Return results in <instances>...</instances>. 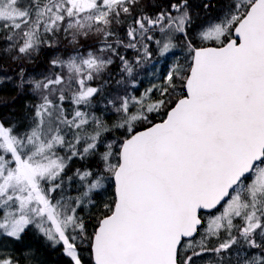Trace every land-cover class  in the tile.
<instances>
[{
  "label": "snow or ice",
  "instance_id": "obj_1",
  "mask_svg": "<svg viewBox=\"0 0 264 264\" xmlns=\"http://www.w3.org/2000/svg\"><path fill=\"white\" fill-rule=\"evenodd\" d=\"M8 85L0 264H264V0H0Z\"/></svg>",
  "mask_w": 264,
  "mask_h": 264
},
{
  "label": "trees",
  "instance_id": "obj_2",
  "mask_svg": "<svg viewBox=\"0 0 264 264\" xmlns=\"http://www.w3.org/2000/svg\"><path fill=\"white\" fill-rule=\"evenodd\" d=\"M0 97L6 98L9 102H12L13 101V98L16 97V92H15V90L10 85H8L3 90H0ZM27 101H28V98L27 97H19V98H16L15 101H14V104L11 107V110L14 111L17 114V116L22 115L24 105H25V103ZM9 110H10L9 108H0V112H4V113H7ZM26 238L30 239V241H32L33 243L38 244L39 245V248H41V247L43 248V246H42L43 242L42 241H36L31 236L26 237ZM13 251H14L13 254L14 255H17L19 253V247L18 246H15V249ZM44 251L48 255L52 256V257H49L50 258V261L52 263H54V264L55 263L56 264H64L63 258H58L55 253H50L46 249H44ZM51 259H54V260H51ZM86 259H87V257H86Z\"/></svg>",
  "mask_w": 264,
  "mask_h": 264
},
{
  "label": "rangeland",
  "instance_id": "obj_3",
  "mask_svg": "<svg viewBox=\"0 0 264 264\" xmlns=\"http://www.w3.org/2000/svg\"><path fill=\"white\" fill-rule=\"evenodd\" d=\"M145 86H146V82H145ZM11 245V246H10ZM15 246L19 247V253L17 255H22V250L24 247L26 246H31V248L36 249L37 250V254L39 256L40 259L46 261V264H54L50 261L51 257L50 255H47V253L44 251V249L41 247L39 248L38 244L33 243L32 241H30V239L26 238L24 241V244L21 245H13V244H9V248L12 250V252H14L13 250L15 249Z\"/></svg>",
  "mask_w": 264,
  "mask_h": 264
},
{
  "label": "bare ground",
  "instance_id": "obj_4",
  "mask_svg": "<svg viewBox=\"0 0 264 264\" xmlns=\"http://www.w3.org/2000/svg\"><path fill=\"white\" fill-rule=\"evenodd\" d=\"M11 246V245H10ZM48 255V254H47ZM52 257V256H51ZM51 260H54V259H51ZM56 264V263H55Z\"/></svg>",
  "mask_w": 264,
  "mask_h": 264
}]
</instances>
